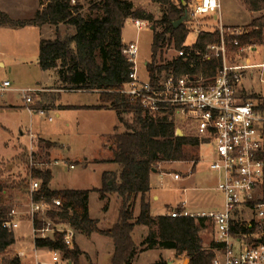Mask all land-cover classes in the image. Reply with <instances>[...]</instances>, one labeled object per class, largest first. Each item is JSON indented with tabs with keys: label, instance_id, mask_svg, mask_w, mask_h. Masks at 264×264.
I'll use <instances>...</instances> for the list:
<instances>
[{
	"label": "trees",
	"instance_id": "obj_1",
	"mask_svg": "<svg viewBox=\"0 0 264 264\" xmlns=\"http://www.w3.org/2000/svg\"><path fill=\"white\" fill-rule=\"evenodd\" d=\"M43 1V9L28 20H13L0 11V28L55 27L56 39L42 40L40 43L41 69L56 71L64 90L98 93L100 105L84 109L114 111L125 129L115 136L113 158L106 162L113 169L103 173L101 189L54 191L50 188L53 180L50 169L34 172L33 176L41 182L38 197L45 198L48 203L53 200L62 203L59 210L48 214L49 218L56 223H69L77 233L87 237L99 234L108 238L115 248L111 264H132L136 259L140 247L133 235L137 227L151 229L141 244V251L169 250L177 258H188L189 264H212L216 257L215 246L206 249L201 236L209 222L152 215L148 195L152 190L153 172L164 163L191 162L188 148H199L201 144L196 139L177 135L173 112L153 115L141 102H134L121 93L130 82L132 72V64L123 52V31L128 20L150 24L153 31L152 61L146 67L154 80L157 75H167L170 72L177 76H215L222 62L216 59L204 61L203 56L209 45L220 41V33H204L197 38L193 48L186 46L190 34L188 24L184 23L176 28L175 23L186 15L188 0H151L161 10L162 17L159 19L148 10L136 9L127 0H91L89 16L84 15V7L77 0L75 4L73 0ZM241 1L251 13L264 11V0ZM61 27L74 31L63 35ZM245 28L248 35L237 38L239 46L230 45L232 54L239 51L240 47L264 42V16L253 20ZM172 49H185L189 55L167 58V53ZM252 97L257 99L259 95L255 93ZM194 170L195 167L192 171ZM7 189L0 180V194ZM92 192L99 194L102 201L111 197L120 201L119 221L109 230H101L98 222L90 215ZM138 199L140 213L136 217ZM13 210L11 205L0 203V264H23L20 257L7 255L17 243L15 233L4 227L5 221L11 219ZM34 245L41 251H59L73 264H81L82 251L76 243L73 249L67 248L62 235L36 240ZM156 264L168 262L160 260Z\"/></svg>",
	"mask_w": 264,
	"mask_h": 264
},
{
	"label": "rangeland",
	"instance_id": "obj_2",
	"mask_svg": "<svg viewBox=\"0 0 264 264\" xmlns=\"http://www.w3.org/2000/svg\"><path fill=\"white\" fill-rule=\"evenodd\" d=\"M77 1L83 5L84 15L89 16L91 0ZM127 1L133 2L136 9L146 8V10L153 12L157 19L162 17L160 8L154 6L150 0ZM44 3L43 0H0V11L8 14L13 20H28L35 17ZM221 7V21L226 28L245 27L252 22V19L264 16V11L253 15L241 0H221ZM204 22L209 26L219 25V22L213 17H208ZM73 31V29L61 27L63 35L68 32L73 33ZM56 37L55 27H1L0 80L10 81L13 87L18 90L41 91L48 89L34 96L33 108L36 106L35 100H40L39 96H42L43 100L54 98L62 105H93L99 100L98 93L64 90L59 83L56 71H43L41 69L39 65L40 43L42 40H55ZM197 38L198 35L191 32L186 41V46H194ZM123 39L126 44L138 43L139 76L142 81H147L146 65L152 61L153 31L151 26L140 31L132 20H128L123 31ZM176 56H178V51L174 49L166 55L170 59ZM251 60L252 64H260L263 61L260 56H255ZM250 72L254 77L247 76L244 79V90L247 93L250 90H264V85L261 83V71L254 69ZM55 90L57 91L52 92ZM7 98L12 101V105L15 107L0 112V178L1 182L8 187L3 194H0V203L13 206L14 210L16 209L20 214L28 211L30 204L29 184L32 175L29 166L31 141L28 132L30 131L32 134L40 135L58 145V150L53 153L57 162L60 163L56 166V161L47 157L43 152V148L47 145L42 143L38 137L33 141V159L36 164V168H33L34 172L46 169L52 171L54 169V189L92 191L95 188H102L103 173L113 169L105 163L113 157L116 148L115 136L125 130L114 111L109 110L110 112L102 113L97 118H92L91 115L89 116L84 112H70L68 115L62 113L61 117H58L60 109L48 111L45 114H31L20 94L12 93ZM40 110L45 111L44 109ZM127 119L129 120V118ZM174 120L177 127L176 132L182 131L183 137L198 140L187 126L181 124L176 118ZM116 128H118L117 131H115ZM200 144L199 148H188L187 152L191 156V162L164 163L154 171L157 174L153 177L152 186L160 200L156 201L152 195H148L153 216H166L185 201L188 202L187 208L191 213H209L221 210L224 197L218 190L217 174L210 169L213 151L206 144L201 142ZM15 148H18L17 153H15ZM67 160H70L69 163L74 165L75 169H69L70 164L66 163ZM192 161H198V163L195 164ZM11 164H18L19 170L17 169L16 172L12 166H9ZM193 167H195L194 171H192ZM174 174L180 175L181 180H175ZM112 184L113 182H111ZM139 203L140 199H138L137 206ZM89 205L93 218L99 219L97 222L101 230H109L118 223L120 201L116 197L102 201L97 193L92 192ZM136 214L135 209V216ZM150 231L151 229L147 227L137 229L134 239L140 249L132 264H156L160 260L167 261L166 258L168 257L170 260L175 259L177 261L184 258H177L176 254L174 258L172 251L169 250L141 251V244L148 237ZM14 233L18 242L17 249L32 253L34 237L31 233L30 223L27 221L20 223L19 229ZM201 236L205 247L208 242L214 240L215 229L211 222L208 223V228L202 232ZM85 238L78 233V239L81 243H85L87 251L95 255L99 252L102 257L99 263L93 264H111L108 255H103V250H108V244L111 241L99 234H94L89 240ZM17 252L14 247L9 250L7 255L12 257ZM28 252L26 258H21L23 264H35L37 261L40 264H50V256L46 252L40 251L37 258L33 253H30L31 256H29ZM46 257H48L47 260ZM83 264H91L90 259H84Z\"/></svg>",
	"mask_w": 264,
	"mask_h": 264
},
{
	"label": "built area",
	"instance_id": "obj_3",
	"mask_svg": "<svg viewBox=\"0 0 264 264\" xmlns=\"http://www.w3.org/2000/svg\"><path fill=\"white\" fill-rule=\"evenodd\" d=\"M186 6L190 33L194 32L198 37L204 33H220V41L209 45L203 56L204 61L216 59L222 62L215 76H177L170 72L157 75L154 80L147 70L148 80L142 81L138 70L139 46L137 42H131L125 45L123 52L132 64V72L130 82L121 93L134 102H141L153 115L173 112V118L187 126L195 138L213 148L210 169L219 179L218 190L224 197L222 209L195 214L188 211V202L185 201L168 216L213 224L217 249L212 264H264V92L257 93L259 98L254 99L252 95L255 93H247L243 88L244 79L254 77L250 74L254 69L261 71V83L264 85V42L240 47L239 51L231 54L230 45L239 46L237 38L247 36L248 31L245 27L226 28L222 24L221 0H188ZM208 17L215 18L219 25H207L204 21ZM133 23L140 31L150 27L145 21ZM188 55L185 49L178 51L180 57ZM255 56L262 57L263 61L252 64L251 59ZM44 91L18 90L10 81L0 80V100L11 93H18L31 114H45L43 110L33 109L34 96ZM29 138L32 175L27 216L34 243L59 234L65 246L73 249L77 236L73 226L66 222L56 223L48 216L62 207L61 201L48 203L45 198L38 197L41 182L33 176V168H36L33 141L36 136L30 131ZM59 164L55 162L56 166ZM70 168L75 167L70 165ZM174 178L181 180L178 174ZM15 215L13 211L11 219L4 223L11 232L20 227ZM40 251L34 245L32 253L36 258ZM43 251L50 256V264H73L59 251ZM26 255V252L18 251L15 256L23 258ZM184 260L188 261L183 259L171 264H189Z\"/></svg>",
	"mask_w": 264,
	"mask_h": 264
},
{
	"label": "crops",
	"instance_id": "obj_4",
	"mask_svg": "<svg viewBox=\"0 0 264 264\" xmlns=\"http://www.w3.org/2000/svg\"><path fill=\"white\" fill-rule=\"evenodd\" d=\"M151 1V0H150ZM131 2V1H130ZM133 3V2H132ZM152 3V2H151ZM134 4V3H133ZM153 4V3H152ZM154 6H157L158 8H159V6L158 5H156V4H153ZM135 6V5H134ZM43 7H44V5H42V7H41V9L40 10H42L43 9ZM136 7V6H135ZM139 9V8H138ZM142 9H145L146 10V8H142ZM150 12V11H149ZM151 13H153V12H151ZM260 13H262V12H259V13H252L253 15H256V14H260ZM154 14V13H153ZM155 15V14H154ZM260 18V17H259ZM215 19V18H214ZM256 19H258V18H256ZM253 20H255V19H252V21ZM133 21V20H132ZM249 24H251V23H249ZM248 24V25H249ZM248 25H246V26H248ZM245 26V27H246ZM44 27H49V28H52L51 26H44ZM44 27H42V28H44ZM123 43H124V45H127L126 43H125V41H124V39H123ZM249 77V76H248ZM251 78V77H250ZM246 89H250V88H247V87H245ZM51 89V88H50ZM44 90H48V89H44ZM57 90H55V91H52V92H56ZM262 92H264V90H261V91H256V90H250V92L249 93H262ZM12 94V93H11ZM9 96V95H8ZM7 96V97H8ZM3 98V99H1L0 100V112H2V111H4V110H8V109H13L15 106L14 105H12V101L11 100H8L9 98ZM40 97V100H35V108L37 109V110H40V109H44L45 110V112H48V111H50V112H52L53 110H56V109H60V111H59V113H58V117H61V115H62V113L63 114H65V115H68V113H70V112H84V113H87V115H91L92 116V118H97L98 116H100L102 113H105V112H110L109 110H95V109H84V108H86V107H89V108H94V107H97V106H99L100 105V100H98V101H96L93 105H82V106H75V105H62V104H60L59 102H58V100H55L54 98L52 99L51 98V100H43V97L42 96H39ZM67 107H78V108H81V109H76V110H68V109H66ZM29 133V132H28ZM28 136H29V134H28ZM36 136V135H35ZM36 137H38L39 138V140H41V142L42 143H45L47 146L45 147V148H43V152H45V155L47 156V157H51L52 158V160L53 161H57V159H55V157H54V155H53V153L55 152V151H57L58 150V145L55 143H52L51 141H49L48 139H45L44 137H41L40 135H37ZM30 139V138H29ZM207 147H209L210 148V150L212 149V151H213V148L211 147V146H207ZM17 149L18 148H15V153H17ZM214 157V151H213V153H212V158ZM113 158V157H112ZM111 158V159H112ZM70 162V160H67V164ZM87 162H89V160L87 159ZM70 165H72L71 163H69ZM104 164V163H103ZM105 164H108V163H105ZM14 165V166H13ZM111 167H112V165L111 164H109ZM10 167L12 166L14 169H15V171L18 169L19 170V168H20V166H18V164H11V165H9ZM74 166V165H73ZM75 167V166H74ZM113 168V167H112ZM70 170H73V169H71V168H69ZM75 169V168H74ZM17 172V171H16ZM52 173H53V180H52V183H51V186H50V188H51V190H56V189H54L53 188V181H54V179H55V176H54V169L52 170ZM157 173L156 172H154L153 174H152V176H151V185H152V183H153V177H154V175H156ZM175 175V174H174ZM217 178H218V176H217ZM0 180H1V178H0ZM217 180H219V179H217ZM95 189H97V188H95ZM73 190H75V189H73ZM57 191V190H56ZM6 193V192H5ZM99 195V194H98ZM149 195H152L153 196V198L156 200V201H159L160 200V197L159 196H157V194L155 193V191H154V188H153V186H152V190H151V193L149 194ZM223 205V204H222ZM13 207V206H12ZM221 209H222V207H221ZM139 210V211H138ZM151 210H152V207H151ZM14 212H15V219L16 220H18L20 223H22V222H29L30 223V221H29V217L27 216V213H26V211H25V213H23V214H20V213H18L17 212V210L15 209V210H13ZM136 211H137V214H136V217L137 216H139V213H140V203H139V206H137L136 207ZM139 212V213H138ZM90 215H91V217H92V219H94L93 218V216H92V214L90 213ZM94 220H96V221H98L99 222V219H94ZM100 224V223H99ZM30 225H31V223H30ZM139 227H137L136 229H135V231H134V235H135V233H136V231H137V229H138ZM83 235V234H82ZM133 235V236H134ZM85 235H83V237H84ZM86 238L85 239H87V240H89V239H91V237H93V235L92 236H90V237H87V236H85ZM86 240V241H87ZM135 240V239H134ZM18 243V242H17ZM17 243H16V245H15V248H16V250L17 251H20L21 249H17ZM76 244H77V246L80 248V250L82 251V253H83V255L81 256V263L83 264V260L84 259H90V261H91V264H93V263H99L100 262V260L102 259V257H101V255L99 254V252H97L96 253V255L95 254H92V253H89L88 251H87V246L85 245V243H81L80 241H79V239H78V233H77V236H76ZM137 244V243H136ZM138 245V244H137ZM139 246V245H138ZM213 246H215V249L214 250H216L217 249V244H216V242H215V236H214V240L212 241V242H208V245L205 247L206 249H212L213 248ZM114 245H113V243L112 242H110L109 244H108V252L107 251H104L103 250V255H105L106 256V254L108 255V257L110 258V260H112V256H113V253H114ZM106 250V249H105ZM24 252H28V251H24ZM42 252H44V251H42ZM29 253V252H28ZM47 254V253H46ZM29 256H31V254L29 253L28 254ZM172 255L174 256L175 255V253L174 252H172ZM26 257H27V255H26ZM26 257H24V258H26ZM172 257V256H171ZM47 258L48 257H46V260H47ZM174 258H175V256H174ZM183 259H188V258H183ZM183 259H180L179 261H181V260H183ZM166 260L168 261V264H171V263H174V262H179V261H177V260H170V257H168V258H166ZM171 261V262H170ZM185 262H187V263H189L190 262V260L188 259V261L187 260H184ZM111 262V261H110ZM35 264H36V262H35Z\"/></svg>",
	"mask_w": 264,
	"mask_h": 264
},
{
	"label": "water",
	"instance_id": "obj_5",
	"mask_svg": "<svg viewBox=\"0 0 264 264\" xmlns=\"http://www.w3.org/2000/svg\"><path fill=\"white\" fill-rule=\"evenodd\" d=\"M188 21H189V15L186 14L180 21L175 23V27L177 28L178 26H180V25H182L184 23H187ZM177 135L180 136V137H183V134H182L181 131H178Z\"/></svg>",
	"mask_w": 264,
	"mask_h": 264
}]
</instances>
